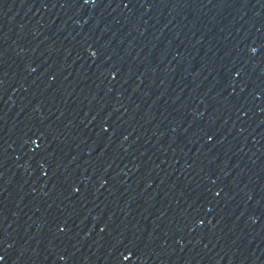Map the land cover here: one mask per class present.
I'll list each match as a JSON object with an SVG mask.
<instances>
[{
	"label": "water",
	"instance_id": "1",
	"mask_svg": "<svg viewBox=\"0 0 264 264\" xmlns=\"http://www.w3.org/2000/svg\"><path fill=\"white\" fill-rule=\"evenodd\" d=\"M0 264H264V0H0Z\"/></svg>",
	"mask_w": 264,
	"mask_h": 264
},
{
	"label": "snow or ice",
	"instance_id": "2",
	"mask_svg": "<svg viewBox=\"0 0 264 264\" xmlns=\"http://www.w3.org/2000/svg\"><path fill=\"white\" fill-rule=\"evenodd\" d=\"M125 259H127V257H125Z\"/></svg>",
	"mask_w": 264,
	"mask_h": 264
}]
</instances>
